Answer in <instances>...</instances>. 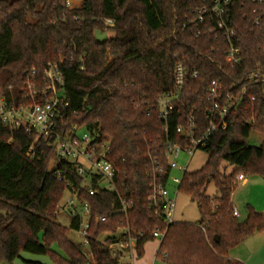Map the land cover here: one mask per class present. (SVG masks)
I'll list each match as a JSON object with an SVG mask.
<instances>
[{
	"label": "trees",
	"instance_id": "1",
	"mask_svg": "<svg viewBox=\"0 0 264 264\" xmlns=\"http://www.w3.org/2000/svg\"><path fill=\"white\" fill-rule=\"evenodd\" d=\"M211 2L82 0L69 7L66 0H0V90L7 92L12 85L19 98L25 81H42L49 64L57 63L69 102L66 118L111 139L118 192L101 190L87 196L93 216L88 250L95 264H122L123 252L110 244L124 237L103 236L124 226L132 235L138 233L140 256L147 241L155 239L153 232H164L158 255L169 264H244L229 251L264 231V213L248 204L247 217L240 221L232 203L238 175L264 178V83L248 87L226 128L215 131L202 148L209 154L206 164L183 175L179 190L197 201L201 220L167 225L150 209L154 172L162 183L167 178L159 177L151 160L169 171L165 142H183L177 127L190 112L198 126L196 137L206 131L212 82L220 80L229 90L231 83L242 84L250 73L264 68V22L259 27L253 23L252 5L237 4L234 12L245 56L234 69L226 64L221 40L213 34L197 38L193 28L184 26L195 9ZM106 30H113L114 36L97 37ZM178 61L196 66L200 76L187 84L165 129L154 105L159 95L174 88ZM255 129L263 135L258 146L247 143ZM33 141L24 129L0 122V263L15 264L29 252L50 254L59 264H82L86 252L71 241L68 228L57 218L65 185L51 163L53 150L38 151L32 159L27 152ZM210 182L219 193L216 197L205 193ZM119 194L134 202L127 215L117 212ZM72 226L80 228L78 217H73ZM54 243L66 251V259L51 248Z\"/></svg>",
	"mask_w": 264,
	"mask_h": 264
},
{
	"label": "built area",
	"instance_id": "2",
	"mask_svg": "<svg viewBox=\"0 0 264 264\" xmlns=\"http://www.w3.org/2000/svg\"><path fill=\"white\" fill-rule=\"evenodd\" d=\"M67 6L72 7V0H66ZM237 4H250L253 6V23L261 26L264 22V0H212L211 4L197 8L191 16L185 19L184 26L194 29L193 34L199 38L207 34L215 35L226 47V64L234 69L244 60L243 43L238 25L235 22L234 12ZM200 71L196 66L185 61H178L173 69L174 88L159 95L154 107L161 119L165 122V129L170 117L177 111L178 102L184 98L187 84L199 78ZM264 83V68L250 73L242 84L233 82L230 89H225V83L214 80L207 94L208 108L205 112L208 126L201 136L196 137L198 126L195 114L190 112L185 122L179 124L177 133L183 142L167 140L165 142L164 159L167 163L166 171L157 159L152 164L159 177L167 176L166 182L157 180L155 172L154 181L148 195L151 212L154 216L163 217L165 223H174L176 198H172L168 190L171 181L178 186L182 178H172V171L179 169L187 172V166L178 165L175 160L181 153L192 157L197 149L206 147L210 137L218 129L226 128V120L243 102L250 86ZM64 78L57 63H50L45 70L42 81L28 79L19 92V98L14 95L12 85L7 92L0 90V122L11 129H24L33 135L34 141L30 144L27 155L37 157V153L44 154L47 149L53 150L52 164L57 167V180L65 185L64 196L58 203V209H68L73 217L79 218V231L84 239V245H89V229L92 221V207L87 196H95L101 190L117 191L116 177L118 168L111 158L112 142L99 131L88 129L84 125L72 123L66 118L65 109L69 102L66 99ZM254 99V96L251 97ZM85 131L81 134V129ZM39 151V152H38ZM75 178L79 180L75 182ZM246 180L240 174L234 180L239 185ZM120 207L117 212L127 215L133 208L134 202L126 196L119 194ZM233 215L239 217L236 208ZM100 216H97L99 219ZM120 228L118 233H107L124 237V240L110 247L115 251L124 248L133 252L137 249L136 235H132L129 226ZM144 233H141L143 236ZM160 230L153 232L155 239L164 237ZM129 264V263H128Z\"/></svg>",
	"mask_w": 264,
	"mask_h": 264
},
{
	"label": "rangeland",
	"instance_id": "3",
	"mask_svg": "<svg viewBox=\"0 0 264 264\" xmlns=\"http://www.w3.org/2000/svg\"><path fill=\"white\" fill-rule=\"evenodd\" d=\"M82 0H72L73 5H79ZM114 31L113 30H106L105 32H98L97 37L100 39H105L114 36ZM85 129H81L79 133H83ZM262 133L258 130H253L250 137L247 139V143L252 146H258L261 144L262 141ZM209 157V154L204 150V149H197L192 157H190L186 153H181V155L176 158L175 160L178 162V165H183L187 166V172H195L200 170L207 162ZM232 166L228 165L227 166V171L232 170ZM184 175V171H181L179 169H174L172 171V178H182ZM256 176V175H255ZM250 181H254L255 179H262L260 176L252 177L248 176ZM242 185L241 183L238 185V187L235 189L233 193V200L235 204H241L242 200H245L246 195L242 191ZM168 190L170 192V195L172 198H176V208L174 212V220L175 222H189V223H198L201 220V213L198 207V203L196 200H193L190 196L185 194L184 192L179 190V186L173 182L171 179L169 185H168ZM206 195H209L211 197H216L219 195L218 191L216 190V186L213 182H210L209 185L206 187L205 190ZM240 207V216L239 220L243 221L247 217V203L244 205H239ZM57 218L58 221L65 227L68 228V236L71 239V241L83 247L84 251L86 252L88 259L82 264H95V261L93 260L92 255L90 254L88 247L84 245V239L82 237V234L80 233L79 229H74L72 228V219L73 216L68 211V209H58L57 212ZM260 233V232H259ZM107 235H104L106 237ZM255 241L250 240L252 243L250 249L253 250L255 249H261L263 247L264 251V236H261L260 241L256 240ZM162 241V238L160 239H152L147 241V243L144 246V254L140 256L138 253L137 249L134 250L133 255H134V260L132 259L130 251L121 248L123 252V258L121 260L122 264H169L166 262L161 256L158 255V250L160 247V243ZM246 241V240H245ZM263 242V243H262ZM246 242H243L239 244L238 246H235L229 251V254L233 257L237 256H242L241 254L249 255L248 261H243L245 264H264V258H260L254 253H249L247 248H244V245ZM56 254H58L62 258H67L68 255L66 251L58 244L54 243L51 247ZM117 248V247H115ZM114 248V250H115ZM246 252V253H245ZM26 260L30 261H38L44 264H59L56 262L50 254L46 255H38V254H32L29 252H23L21 254V258H18L15 261V264H28L26 263ZM242 262V260H239ZM3 264V263H0Z\"/></svg>",
	"mask_w": 264,
	"mask_h": 264
},
{
	"label": "crops",
	"instance_id": "4",
	"mask_svg": "<svg viewBox=\"0 0 264 264\" xmlns=\"http://www.w3.org/2000/svg\"><path fill=\"white\" fill-rule=\"evenodd\" d=\"M252 177H256V176H252ZM248 178L249 177L246 176V180L241 183V185L243 187L242 191L246 195L245 200H242V202H240L241 204H235V202L233 200V196H232V203L234 205V208H236L238 210L239 216H240V210H239L240 206L239 205H242V204L244 205L245 203H247V205L248 204L252 205L257 211L264 213V178L262 177V179L261 178L255 179L254 181H250ZM261 236H264V231L260 232V233H256L253 236L247 238L246 241H244V242H246V244L244 245V248H247L249 253H251V254L254 253L257 256H259L260 258H264L263 247L261 249L257 248L255 250H253V252H251L252 250L250 249V247L252 245V243H250L251 242L250 240H252V238H253V240L255 241V238H257L256 240L260 241ZM241 255L242 256L233 257L229 254V256L231 258L237 259V260H242V262L245 260L248 261V259H250L248 254L245 255L243 253Z\"/></svg>",
	"mask_w": 264,
	"mask_h": 264
},
{
	"label": "water",
	"instance_id": "5",
	"mask_svg": "<svg viewBox=\"0 0 264 264\" xmlns=\"http://www.w3.org/2000/svg\"><path fill=\"white\" fill-rule=\"evenodd\" d=\"M134 234H135V235L137 234L136 231H134Z\"/></svg>",
	"mask_w": 264,
	"mask_h": 264
}]
</instances>
